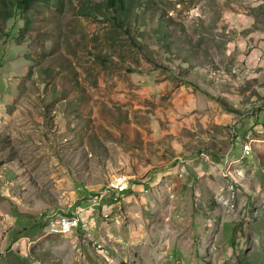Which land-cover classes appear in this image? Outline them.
Listing matches in <instances>:
<instances>
[{"label":"rangeland","instance_id":"374dc122","mask_svg":"<svg viewBox=\"0 0 264 264\" xmlns=\"http://www.w3.org/2000/svg\"><path fill=\"white\" fill-rule=\"evenodd\" d=\"M107 1L0 17V264H264V0Z\"/></svg>","mask_w":264,"mask_h":264},{"label":"trees","instance_id":"16d2710c","mask_svg":"<svg viewBox=\"0 0 264 264\" xmlns=\"http://www.w3.org/2000/svg\"><path fill=\"white\" fill-rule=\"evenodd\" d=\"M37 2L48 4L50 0H4L2 5L4 8L0 9V17L3 20H9L13 17L25 19L26 25L29 26L31 23V14L29 13L32 5ZM130 0H108L107 8L114 14V21L118 24L123 25L127 21V15L129 12L128 5ZM118 15V16H117ZM120 15V18H119ZM15 17V18H16ZM24 32V30H23Z\"/></svg>","mask_w":264,"mask_h":264},{"label":"built area","instance_id":"2783aa9c","mask_svg":"<svg viewBox=\"0 0 264 264\" xmlns=\"http://www.w3.org/2000/svg\"><path fill=\"white\" fill-rule=\"evenodd\" d=\"M130 182L128 180H126V177H125V185L123 187H120V188H111L110 187V182H109V187H108V190L115 193L116 194V197L118 195H120L121 193H124L126 192L129 187H130ZM105 194H95L92 196V198L90 199V201H92V204H98L102 199H103V196ZM49 229H50V232L52 234H59V227H66V234H69L71 233L72 231H74L78 226L81 225V220L79 218V216L77 215H73V222H65V221H61L60 219L57 220V221H51L49 220Z\"/></svg>","mask_w":264,"mask_h":264},{"label":"bare ground","instance_id":"6f19581e","mask_svg":"<svg viewBox=\"0 0 264 264\" xmlns=\"http://www.w3.org/2000/svg\"><path fill=\"white\" fill-rule=\"evenodd\" d=\"M125 177L126 180L130 182V177L128 175H120L119 177L115 178L113 188L123 187L125 185ZM60 220L65 222H73V216H65L60 218ZM59 234H66V227H59Z\"/></svg>","mask_w":264,"mask_h":264},{"label":"crops","instance_id":"0c3cea01","mask_svg":"<svg viewBox=\"0 0 264 264\" xmlns=\"http://www.w3.org/2000/svg\"><path fill=\"white\" fill-rule=\"evenodd\" d=\"M260 125V124H259Z\"/></svg>","mask_w":264,"mask_h":264}]
</instances>
